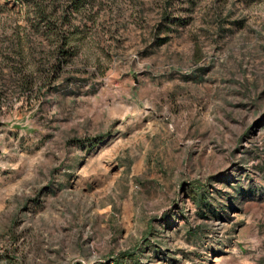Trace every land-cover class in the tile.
<instances>
[{"label":"rangeland","instance_id":"374dc122","mask_svg":"<svg viewBox=\"0 0 264 264\" xmlns=\"http://www.w3.org/2000/svg\"><path fill=\"white\" fill-rule=\"evenodd\" d=\"M84 1L0 0V264H264V0Z\"/></svg>","mask_w":264,"mask_h":264},{"label":"trees","instance_id":"16d2710c","mask_svg":"<svg viewBox=\"0 0 264 264\" xmlns=\"http://www.w3.org/2000/svg\"><path fill=\"white\" fill-rule=\"evenodd\" d=\"M61 7V12L59 15L55 14L56 6L57 4L53 0H32L31 4H25L26 9H30V12L32 13L33 16H42L44 17L48 23V28H54L53 26L49 25H54L56 23L51 22L49 20H59L58 24L62 26V24L66 23L68 24L67 26V31L71 32L73 31V27L71 28V23H70V16L75 13V12H81L84 11L85 9V1L84 0H63L62 3L60 4ZM71 29V30H70ZM24 30V29H23ZM15 31V36L18 40V42L15 43V52L17 55V60L22 63L24 61V55L22 51V44L20 42V31H19V24L15 25L14 28ZM26 31H22V34L25 35ZM68 34L65 35L61 33L60 37V44H64L65 41L67 40ZM64 59V58H63ZM62 60H58L57 62H61Z\"/></svg>","mask_w":264,"mask_h":264},{"label":"bare ground","instance_id":"6f19581e","mask_svg":"<svg viewBox=\"0 0 264 264\" xmlns=\"http://www.w3.org/2000/svg\"><path fill=\"white\" fill-rule=\"evenodd\" d=\"M0 147H1V145H0Z\"/></svg>","mask_w":264,"mask_h":264},{"label":"water","instance_id":"95a60500","mask_svg":"<svg viewBox=\"0 0 264 264\" xmlns=\"http://www.w3.org/2000/svg\"><path fill=\"white\" fill-rule=\"evenodd\" d=\"M0 124H1V122H0Z\"/></svg>","mask_w":264,"mask_h":264}]
</instances>
